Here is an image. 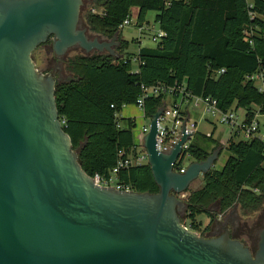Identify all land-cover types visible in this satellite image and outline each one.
I'll return each mask as SVG.
<instances>
[{
	"label": "water",
	"instance_id": "water-1",
	"mask_svg": "<svg viewBox=\"0 0 264 264\" xmlns=\"http://www.w3.org/2000/svg\"><path fill=\"white\" fill-rule=\"evenodd\" d=\"M84 1L0 0V264H264V226L251 250L225 221L209 236L182 221L190 184L222 147L175 170L191 133L183 121L173 147L156 149L163 104L143 137L157 192L100 186L82 169L55 103L56 82L74 78L40 71L32 52L50 41L57 57L75 47L116 55V34L81 25Z\"/></svg>",
	"mask_w": 264,
	"mask_h": 264
},
{
	"label": "trees",
	"instance_id": "trees-1",
	"mask_svg": "<svg viewBox=\"0 0 264 264\" xmlns=\"http://www.w3.org/2000/svg\"><path fill=\"white\" fill-rule=\"evenodd\" d=\"M131 7L137 8L138 25L148 10L155 11L153 20L165 35L154 46L125 53L128 42L121 39L119 25L131 16ZM82 18L90 33L108 40L116 34L119 42L116 55L82 51L67 58L64 69L74 80L55 84L61 126L88 175L108 176L117 160L131 153L135 120L119 114L134 104L141 84H182L190 95L215 99L222 110L245 109V121L257 110L264 114V94L247 79L264 69V0H92ZM134 55L137 64L131 60ZM163 99H147L145 115H152ZM218 146L217 141L207 146L190 142L187 152L192 161H199ZM225 148L228 156L222 167H212L201 186L188 188L184 196L182 221L202 236L219 214L235 205L242 215L264 205L261 143L233 133ZM115 179L140 192L159 189L147 163L121 167ZM201 214L209 218L205 226L198 220Z\"/></svg>",
	"mask_w": 264,
	"mask_h": 264
},
{
	"label": "built area",
	"instance_id": "built-area-1",
	"mask_svg": "<svg viewBox=\"0 0 264 264\" xmlns=\"http://www.w3.org/2000/svg\"><path fill=\"white\" fill-rule=\"evenodd\" d=\"M130 23L131 17L127 16L119 25L120 30ZM136 26L139 33H142V31L145 29L143 24H136ZM164 35V31L158 28V31H155L151 35V39L152 41L157 42ZM131 60L134 64L138 63V58L135 55L132 56ZM134 71L136 72L137 70L134 69ZM223 71L224 69H220L219 73H222ZM247 79L255 83L258 92L264 94L263 68L247 75ZM160 95L164 96V99L161 103V105H164V108L157 120V133L155 136L156 149L160 152H168L173 147V145L180 139L182 135L181 127L183 121H185V132L187 134L191 133L189 134L188 140L182 145L183 154L181 155L180 161L174 164V168L178 172H183L185 169V166L181 163V160L185 157V155L188 154L187 149L191 142L190 140L196 133V122L191 121L189 114L190 105L193 107H198L199 104H202L204 113L210 114L211 116L216 117V121L228 125L230 127V134L232 135L235 133L236 137H239L238 139H258L262 145V154L264 155V133L259 130V122L256 119L258 114H260L258 110L255 111L254 115L249 121H245V116L240 118L237 113V109L230 108L222 110L218 107L215 99L210 97L190 95L185 92L184 85L182 84H174L172 86H167L161 83H154L151 85L141 84L140 92L134 100V105L141 110L142 117L147 119V123L143 124L139 130L135 132L136 134L134 133V144L131 148V153L127 157L117 160L116 165L111 169L108 176H94L95 182L98 185L104 187L112 186L120 190H131L128 186L118 183L115 179V175L118 169L121 167L142 165L147 163V153L146 149L143 147V137L149 131L151 115H145L144 104L147 99ZM118 125H120V123ZM133 150L135 153H133ZM218 216L220 218L222 214H219Z\"/></svg>",
	"mask_w": 264,
	"mask_h": 264
},
{
	"label": "rangeland",
	"instance_id": "rangeland-1",
	"mask_svg": "<svg viewBox=\"0 0 264 264\" xmlns=\"http://www.w3.org/2000/svg\"><path fill=\"white\" fill-rule=\"evenodd\" d=\"M92 3V0H85L83 6L80 11V19L81 25L85 26L83 22L82 15L88 10L89 5ZM131 23L129 25L124 26L120 31L121 39H124L128 42V46L125 49V53H133L138 50L141 46H154L156 42L152 41L151 35L158 31V25L154 22L155 11L148 10L145 13L144 21L142 22L143 27L145 28L142 33H139L136 26V14L137 8L131 7ZM91 37L96 36L94 33H90ZM100 39H106L102 36H98ZM118 37V35H117ZM108 40V39H106ZM117 41V38H116ZM119 44V42H118ZM116 45L114 48H116ZM82 52L81 49L75 47L70 49L64 55V63H63V77L70 75L65 71L64 65L67 58L74 56ZM52 52L48 50L47 46L39 45L32 52V58L36 63V67L43 72H53L57 75L56 72L53 71L52 60H51ZM179 100V99H178ZM189 112L191 121L196 122V133L191 138V142L196 143L200 146H207L210 141H217L218 143L225 145L227 139L230 136V127L226 124L220 123L216 121V117L211 116L210 114H206L203 112L202 104H199L198 107L189 106ZM237 113L240 118H242L245 114V109L238 108ZM120 115V114H119ZM122 118H135V127L134 133L139 130V128L147 123V119L142 117L141 110L135 106L134 104L125 105L121 110ZM257 121L259 122V130L264 133V114H258ZM124 122V120H122ZM122 124V123H121ZM136 134V133H135ZM209 134L211 135V139H208ZM239 138V137H237ZM228 156V151L225 147H223L218 155L217 160L214 162L213 168L220 169ZM192 161V158L189 154L185 155V157L181 160V163L186 166ZM202 184V176H199L196 180H194L190 186L191 189L196 188ZM186 195V194H185ZM264 209V205L262 208L256 212H253L249 215H242L240 212L238 215L237 222V230L234 232L236 236L239 237L243 243L248 245L251 250H255V246L252 247L250 232H254L257 228L260 227L261 224V213ZM206 217L205 214H201L198 218L204 220ZM240 225V226H238ZM250 229V230H249ZM261 229V228H260ZM259 229V230H260ZM248 230V231H247ZM249 232V233H248ZM209 232L205 233L204 236H209Z\"/></svg>",
	"mask_w": 264,
	"mask_h": 264
},
{
	"label": "flooded vegetation",
	"instance_id": "flooded-vegetation-1",
	"mask_svg": "<svg viewBox=\"0 0 264 264\" xmlns=\"http://www.w3.org/2000/svg\"><path fill=\"white\" fill-rule=\"evenodd\" d=\"M41 45L47 46L48 50L52 52L51 60H52L53 71L56 72L57 75L63 76V72H62L63 68L62 67H63V63H64V59H65L64 56L57 57L56 55H54L52 49L50 48V41H48V42H46L44 44H41ZM236 226H237V224H236ZM236 226H235L234 229L231 230V234H232L233 237L239 239V237L234 234V232L237 230ZM238 226H240V225H238ZM263 226H264V209L262 210V213H261V224H260V227L257 228L254 232H252V234H251V232L249 234L251 236V240H252V247L255 246V248H256V243H257V239H258V231ZM220 232H222V225L221 224L219 225V228L217 229V231H215V233L218 234Z\"/></svg>",
	"mask_w": 264,
	"mask_h": 264
},
{
	"label": "crops",
	"instance_id": "crops-1",
	"mask_svg": "<svg viewBox=\"0 0 264 264\" xmlns=\"http://www.w3.org/2000/svg\"><path fill=\"white\" fill-rule=\"evenodd\" d=\"M190 114V113H189ZM120 115H121V112H120ZM133 119H135V118H133ZM230 136H231V134H230ZM229 136V137H230ZM229 139V138H228ZM227 139V140H228ZM227 142V141H226ZM225 145H226V143H225ZM225 145H222L221 144V146H222V148L223 147H225ZM192 184V183H191ZM191 184H190V186H191ZM190 186H189V188H190ZM201 186V185H200ZM200 186H198V187H200ZM198 187H196V188H198ZM196 188H193V189H196ZM232 209H233V207L229 210V211H227L226 213H224V214H222V216L219 218V216H217L213 221H212V223H211V225H210V229H209V234L210 233H215V231H217V229L219 228V225L221 224H223V221H225V222H227V226L232 230V229H234L235 228V226H236V224H237V220H238V213H239V209L236 207V209H235V211L234 212H231L232 211ZM200 216V215H199ZM198 216V217H199ZM232 218H233V220H232ZM198 220H200L201 222H202V225L203 226H205V225H207L208 224V222H209V218L206 216L205 217V219L204 220H202V219H199L198 218ZM219 221L221 222V223H219ZM207 232V233H208Z\"/></svg>",
	"mask_w": 264,
	"mask_h": 264
}]
</instances>
